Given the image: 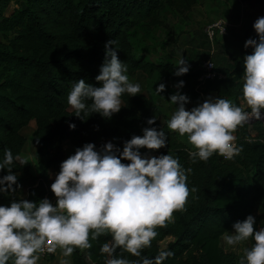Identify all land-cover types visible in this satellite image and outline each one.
<instances>
[{
    "label": "trees",
    "instance_id": "obj_1",
    "mask_svg": "<svg viewBox=\"0 0 264 264\" xmlns=\"http://www.w3.org/2000/svg\"><path fill=\"white\" fill-rule=\"evenodd\" d=\"M238 1L255 5L258 17L264 16V0ZM196 2L0 0V158L5 148H10L14 156L20 155L25 144L21 130L31 120L35 123L32 138L36 144L34 171L28 162L23 166L16 162L12 171L17 174L20 187L13 196L0 193V204L10 205L12 199L20 198L38 204L45 195L51 199L55 195L50 184L60 163L67 158L66 144L75 150L93 142L99 148L101 141L108 139L122 150L124 141L143 135L147 118L156 116L154 125L165 130L167 143L156 151L142 147L140 152L155 156L168 153L177 158L186 170L189 195L182 210H174L171 220L156 226L157 235L150 247L141 249V256L152 259L164 250L171 255L162 264H240L243 251L224 250L222 236L233 230L234 222L249 214L256 218L255 229L264 227V119L252 117L237 127L235 143L242 150L234 158L225 159L214 153L206 161L193 162L187 151L192 148L177 139V132L167 128L168 120L160 121V106L151 96L123 94L120 111L109 119L92 113L82 120L67 103L72 85L79 79L99 85L95 76L104 61L105 42L115 39L118 58L127 64L130 81L137 72L148 78L159 73L175 87L183 80L184 85L178 89L189 97V102H201L202 95L214 94L250 112L246 103L242 104L241 95L243 58L251 54V46L245 48L242 57L231 59L223 67L215 66L224 78L202 81L194 72L174 75L179 65L155 62L134 52L136 36H147L161 26L166 11H189ZM12 3L16 7L7 12ZM252 38L258 39V35ZM70 123L75 128H70ZM122 162L129 163L126 159ZM6 173L7 169L0 170V176ZM23 187L25 197L20 196ZM111 240L110 233L94 240L89 235L91 247L74 248L71 264H105L106 258L113 257L141 259L120 247L111 257L101 253V246ZM242 243L244 248H250L255 241L249 237Z\"/></svg>",
    "mask_w": 264,
    "mask_h": 264
},
{
    "label": "clouds",
    "instance_id": "obj_2",
    "mask_svg": "<svg viewBox=\"0 0 264 264\" xmlns=\"http://www.w3.org/2000/svg\"><path fill=\"white\" fill-rule=\"evenodd\" d=\"M225 24V23H224ZM224 24L222 33L224 31ZM253 28L257 38H248L244 48L252 47L251 54L243 58L242 106L222 97H210L186 110L189 97L179 92L171 94L169 101L176 110L167 121V128L180 136H187L192 149L189 158L208 160L214 153L232 159L242 150L233 135L238 126H243L252 117L260 119L264 110V16L258 17ZM115 39L105 42L104 61L95 80L99 85L79 79L72 85L67 103L73 114L82 120L92 113L109 119L122 107L121 97L127 93H141L139 83H133L127 75V64L118 58ZM114 46V47H112ZM174 71L180 76L189 71V65L181 57ZM184 85L183 80L176 84ZM165 89L160 83L156 92ZM88 101H91L88 103ZM156 116L147 118L142 128L143 135H133L124 141L123 148L108 141L99 148L93 142L77 147L75 152L60 163V170L50 184L56 199L55 205L47 198L37 204L25 198L12 199L10 205L0 204V264H37L39 254L55 253L61 249L59 264H69L74 248L91 247L89 235L97 239L110 233L112 240L104 243L101 253L109 257L120 247L139 260L125 257L106 258L105 264H162L171 252L161 250L150 259L141 256V249L151 246L156 237V226L171 220L174 210H182L189 195L186 170L177 158L170 154L158 156L142 154L140 149L156 150L167 143V133L154 125ZM75 128L74 123L69 124ZM98 128V126H96ZM118 153V155H117ZM126 159L129 163H123ZM21 166L28 161L10 148H5L0 158V193L13 196L20 187L17 174L12 171L15 163ZM188 172L191 169H187ZM15 185V187H14ZM195 191V189H193ZM34 195V193H33ZM252 214L234 222L232 231L222 236L223 244L235 248L247 241H255L243 249L240 264H264V227L254 228Z\"/></svg>",
    "mask_w": 264,
    "mask_h": 264
},
{
    "label": "rangeland",
    "instance_id": "obj_3",
    "mask_svg": "<svg viewBox=\"0 0 264 264\" xmlns=\"http://www.w3.org/2000/svg\"><path fill=\"white\" fill-rule=\"evenodd\" d=\"M14 7L16 5L12 3L7 12ZM257 18L258 10L255 5L246 6L238 0H197L189 11H166L162 15L161 26L153 29L147 36L140 34L136 36L134 52L137 56H144L155 62H168L174 65L181 57H184L189 65L188 72H194L200 78L204 74L203 64L206 60H211L217 68H220L229 63L231 59L242 57L245 50V40L257 35L253 28V23ZM217 20L225 23L227 34L209 39L206 28ZM139 74L141 75L137 77L134 83H139L141 91L145 95L151 96L159 104L162 112L160 121L169 120L177 106L168 99L171 94L179 91L176 90V87H171L172 83L164 81L163 76L159 73H155L151 78L142 72ZM160 83L165 84V89L158 93L155 89ZM208 98L210 97L203 96V101ZM203 101L197 103L188 101L185 108L190 110ZM260 118L264 119L263 113ZM34 128L35 123L32 120L21 130L25 144L19 155L28 161L32 171H34V151L36 148L32 138ZM176 136L179 141L192 148L187 136H180L178 133ZM64 151L68 156L75 152L68 144L65 145ZM25 194L26 188L23 187L20 196L25 197ZM51 199L55 205L57 198L52 196ZM221 244L226 250L223 240ZM243 249L244 244L241 243L235 248L227 247L226 251H243ZM60 257L61 249L59 248L57 254L40 264H59ZM67 259L71 264L70 256Z\"/></svg>",
    "mask_w": 264,
    "mask_h": 264
},
{
    "label": "built area",
    "instance_id": "obj_4",
    "mask_svg": "<svg viewBox=\"0 0 264 264\" xmlns=\"http://www.w3.org/2000/svg\"><path fill=\"white\" fill-rule=\"evenodd\" d=\"M223 24H224L223 21L217 20V21H214L207 26L206 34L209 37V39H213L217 36H222V35L227 34V26L225 24H224V31L222 33L221 29L223 27ZM203 65H204V74H202V76L200 78H198L200 81H202L204 79H220V78L225 77V75L221 71H218L215 68L214 63L211 60H206ZM202 96H204V95H202ZM108 141H110V140L103 139L101 141V144H104ZM45 197H47L53 203V201L48 197V195H45ZM58 250H59V248H57L55 253H48V252L40 253L39 254V260L37 261V264H40V263L46 261L48 258L57 254Z\"/></svg>",
    "mask_w": 264,
    "mask_h": 264
},
{
    "label": "crops",
    "instance_id": "obj_5",
    "mask_svg": "<svg viewBox=\"0 0 264 264\" xmlns=\"http://www.w3.org/2000/svg\"><path fill=\"white\" fill-rule=\"evenodd\" d=\"M139 73H140V72H137V73L135 74V76H134V78L132 79L131 82H133V83L135 82V80L137 79V77L141 75V74H139ZM144 75H145V74H144ZM142 78H143V77H142ZM171 87H175V86L172 84ZM176 90L179 91V92L181 91L180 89H177V88H176ZM141 94H144V95H145V93H144L143 91H141ZM205 96L215 97L214 94H209V95H205ZM31 121H32V120H31ZM68 145H69V144H68ZM69 146L72 148L71 145H69ZM64 149H65V146H64ZM64 152H65V151H64ZM65 155H66V157H68V155H67L66 153H65Z\"/></svg>",
    "mask_w": 264,
    "mask_h": 264
}]
</instances>
